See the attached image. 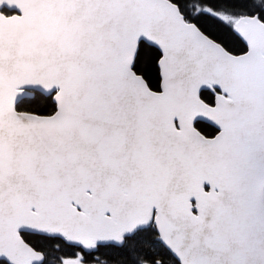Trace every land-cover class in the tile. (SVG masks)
<instances>
[{"label": "snow or ice", "instance_id": "6c2138e0", "mask_svg": "<svg viewBox=\"0 0 264 264\" xmlns=\"http://www.w3.org/2000/svg\"><path fill=\"white\" fill-rule=\"evenodd\" d=\"M0 264H264V0H0Z\"/></svg>", "mask_w": 264, "mask_h": 264}]
</instances>
